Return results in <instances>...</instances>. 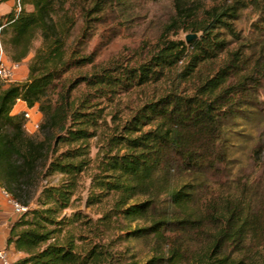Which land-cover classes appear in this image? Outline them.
Returning <instances> with one entry per match:
<instances>
[{"label":"trees","instance_id":"obj_1","mask_svg":"<svg viewBox=\"0 0 264 264\" xmlns=\"http://www.w3.org/2000/svg\"><path fill=\"white\" fill-rule=\"evenodd\" d=\"M126 1L91 0L84 24L101 23ZM67 5L15 0L0 18L6 56L14 63L31 56L24 82L0 81V189L26 208L6 239L23 255L11 264H264V190L227 185L228 136L264 102V0L203 9L176 2L167 33L195 39L164 33L146 57L102 67L70 43L78 19ZM249 9L258 35L242 39L235 23ZM228 38L240 45L230 50ZM87 65L95 71L68 76ZM159 85L119 116L121 95ZM18 101L42 115V137L29 135ZM87 173L85 206L96 219L73 209ZM53 176H60L56 184H44ZM134 242L148 247L144 259Z\"/></svg>","mask_w":264,"mask_h":264},{"label":"rangeland","instance_id":"obj_2","mask_svg":"<svg viewBox=\"0 0 264 264\" xmlns=\"http://www.w3.org/2000/svg\"><path fill=\"white\" fill-rule=\"evenodd\" d=\"M216 1L221 0H127L124 5L115 6V11L108 12L101 23L96 22L95 24L89 23L86 25L82 15L84 8L90 9L91 0H68L67 6L76 14L78 19V25L74 30L70 43L76 44L75 47L81 52L82 56L89 57L93 55L95 58L94 65L98 67L107 66L114 61H138L141 57H146L149 49L156 44L162 34L168 32V26L178 13L176 2H179L184 8L203 9L211 6ZM93 17L97 18L96 15ZM256 20L257 15L250 9L241 13L240 19L235 23V27L242 34V39L257 37L258 34L253 26ZM85 27H87L86 30H84ZM167 34L168 38L172 40L186 41V38L191 33L173 29ZM227 40L230 42L228 47L230 50L240 45V42H236L232 38ZM39 45L40 41L35 42L34 50ZM30 59L31 56L28 60L20 63L21 67L15 72L12 80L3 81L0 79V81L4 85L24 82L27 79V66ZM94 71L95 67L93 65H87L81 69L72 70L68 76L75 78L91 74ZM163 86H149L143 90H134L129 94L121 95L116 100L115 106L116 110L120 112L119 116L123 119L128 117L133 108L139 106L143 100L150 97L155 90ZM83 91L84 87L82 86L75 92V95ZM260 98L264 101V89L261 90ZM15 112L19 115L21 121H25V128L29 135L42 137L40 125L43 119L36 108L28 109L27 106L17 103ZM25 112H28L29 118L25 117ZM107 112H115L114 107L113 109L110 107ZM107 121L108 125H112L110 117H108ZM104 129L101 128L99 130V136ZM99 144L100 137H95L89 141L92 158L95 157ZM227 151L230 162L228 177L230 184H227L228 187L235 190L234 188L239 183V185L247 184L249 190H253L255 194L263 191L264 102L262 107L257 110V114H251L248 118L239 121L238 127L234 128L233 132L228 136ZM59 179L60 176H53L44 184H56ZM89 184L90 180L87 173L83 175L80 188L73 198V209L96 219L95 210L85 206ZM256 200L257 198L255 197L254 201ZM73 211L68 210L66 212L67 216ZM18 218L19 215L14 210L12 200L0 189V252L5 256L8 264L23 256L15 252L12 247L8 248L6 245L10 226ZM132 251L137 253L140 259H144L149 249L141 242H134L132 243ZM263 257L264 249L260 260H264ZM2 262L0 258V264Z\"/></svg>","mask_w":264,"mask_h":264},{"label":"built area","instance_id":"obj_3","mask_svg":"<svg viewBox=\"0 0 264 264\" xmlns=\"http://www.w3.org/2000/svg\"><path fill=\"white\" fill-rule=\"evenodd\" d=\"M20 64L19 63H14V62H8L3 56V53H0V79L3 81H10L14 78L15 72L18 70ZM19 102V101H18ZM25 117L29 118L30 115L28 112H25ZM4 192V191H3ZM7 196L8 194L4 192ZM12 204L14 206V210L17 215L22 214L25 212L26 208L20 206L16 202L12 201ZM0 258L2 259V264H8L5 256L0 252Z\"/></svg>","mask_w":264,"mask_h":264},{"label":"crops","instance_id":"obj_4","mask_svg":"<svg viewBox=\"0 0 264 264\" xmlns=\"http://www.w3.org/2000/svg\"><path fill=\"white\" fill-rule=\"evenodd\" d=\"M14 7H15V0H0V18L6 15L7 13H9L11 10H13ZM1 52L3 53V56L6 59V61L12 62L3 52L1 45H0V53ZM20 67L21 65L19 66V68ZM18 103H21L22 105L26 106L24 102L19 101Z\"/></svg>","mask_w":264,"mask_h":264},{"label":"water","instance_id":"obj_5","mask_svg":"<svg viewBox=\"0 0 264 264\" xmlns=\"http://www.w3.org/2000/svg\"><path fill=\"white\" fill-rule=\"evenodd\" d=\"M195 35H190V36H188L187 38H186V42H189L190 40H192V39H195Z\"/></svg>","mask_w":264,"mask_h":264}]
</instances>
